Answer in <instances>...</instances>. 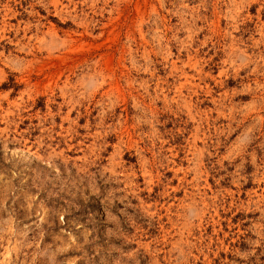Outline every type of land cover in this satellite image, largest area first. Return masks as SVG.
Returning a JSON list of instances; mask_svg holds the SVG:
<instances>
[{
    "label": "rangeland",
    "instance_id": "rangeland-1",
    "mask_svg": "<svg viewBox=\"0 0 264 264\" xmlns=\"http://www.w3.org/2000/svg\"><path fill=\"white\" fill-rule=\"evenodd\" d=\"M0 264H264V0H0Z\"/></svg>",
    "mask_w": 264,
    "mask_h": 264
}]
</instances>
